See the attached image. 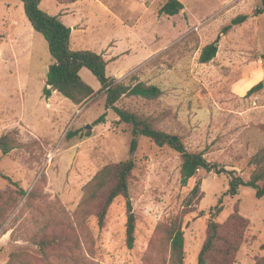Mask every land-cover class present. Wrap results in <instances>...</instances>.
Returning <instances> with one entry per match:
<instances>
[{"label": "rangeland", "instance_id": "1", "mask_svg": "<svg viewBox=\"0 0 264 264\" xmlns=\"http://www.w3.org/2000/svg\"><path fill=\"white\" fill-rule=\"evenodd\" d=\"M165 1L41 0L40 7L74 27L71 49L103 55L107 75L161 89L154 99L123 96L118 107L248 180L264 155V12L254 15L262 0H179L184 8L173 16L159 14ZM239 14L248 17L201 63L202 47ZM0 51L7 71L0 73V136L21 143L6 155L0 150V264H169L166 229L177 216L184 264H197L210 220L219 235L205 264H264V197L249 186L225 194L226 173L200 170L182 184L179 153L144 136L137 137L130 178L133 247L125 242L124 197L114 199L99 226L96 202H82L85 187L105 165L130 157L131 125L105 108L103 92L82 105L57 92L43 95L52 58L21 0H0ZM79 74L94 90L101 87L87 68ZM260 81L262 88L248 93ZM198 179L201 196L187 207ZM42 236L60 244L44 254L32 241Z\"/></svg>", "mask_w": 264, "mask_h": 264}, {"label": "trees", "instance_id": "2", "mask_svg": "<svg viewBox=\"0 0 264 264\" xmlns=\"http://www.w3.org/2000/svg\"><path fill=\"white\" fill-rule=\"evenodd\" d=\"M24 13L31 27L38 32L47 42L48 51L52 58V63L48 66L45 75V86L42 89L43 95L49 97L52 91H57L74 104L82 105L88 101H94L102 92L105 94V108L111 109L118 117L119 122L131 125L132 138L129 145L130 157L126 160L114 164L105 165L91 179L85 187L83 204L89 205L96 202L95 213L97 223L102 226L107 215L108 209L115 198L121 196L126 203V224L125 242L128 248H132L135 241L136 217L132 209L129 198L130 178L136 167L133 154L137 149V137L144 136L149 138L159 147L167 146L179 153L180 156V179L182 184L196 176L200 170L215 172L217 174L226 173L230 176L228 188L225 194L235 195L241 186H249L255 190L258 198L264 197V155L255 158L257 168L252 172L248 180H244L237 175L235 170H227L218 166L217 163L207 160L203 152L189 151L177 134L168 133L154 127L146 118L135 112L118 107L116 102L126 95L140 96L146 99L157 98L161 94V89L153 84L137 81L134 84H124L115 77L108 76L106 73L107 61L101 53L92 50L70 48L71 28L64 24L57 15H50L40 7L41 0H21ZM60 4H70L77 0H56ZM184 6L179 0H166L159 8V14L173 16L183 10ZM264 12V0L262 6L258 7L254 15ZM246 14H239L233 17L228 24L221 28L220 33L214 41L202 47L199 53V61L206 63L210 61L217 52V43L222 34L227 33L234 25L241 24L247 19ZM87 68L100 82L101 87L94 90L80 76L79 71ZM263 81L253 85L248 93L262 88ZM98 122L104 121V114ZM21 145L13 134L6 133L0 136V150L3 155ZM18 187L17 182H12ZM201 181L197 180L190 191L186 200V206H191L192 199L197 200L201 196ZM22 191V190H18ZM221 203V198L218 204ZM217 211L220 206H215ZM1 213V210H0ZM182 217L177 216L166 229L169 246V264H184V232L181 227ZM219 235V224L213 220L208 222L207 237L198 254L197 264H205L206 255L212 250ZM32 241L39 246L42 253L52 245L60 244L57 237L32 238ZM13 253L11 258L16 257ZM11 264V260L7 263Z\"/></svg>", "mask_w": 264, "mask_h": 264}, {"label": "crops", "instance_id": "3", "mask_svg": "<svg viewBox=\"0 0 264 264\" xmlns=\"http://www.w3.org/2000/svg\"><path fill=\"white\" fill-rule=\"evenodd\" d=\"M66 12H62L61 11V13H59V15H66L65 14ZM63 22V21H62ZM69 27L71 28V34H70V37H71V35H72V32H73V29H74V27L72 26V25H69ZM33 29V28H32ZM34 30V29H33ZM75 30V29H74ZM35 31V30H34ZM36 32V31H35ZM36 33H38V32H36ZM39 34V33H38ZM40 35V34H39ZM0 53H1V51H0ZM105 59V58H104ZM6 63V61L4 62V61H2L1 59H0V73H1V71H4L5 73L7 72L6 71V67H4L2 70H1V65H3V64H5ZM109 76V75H108ZM111 77H114V76H116V75H110ZM94 89V88H93ZM54 92H57V91H52V93L51 94H53ZM58 93V92H57Z\"/></svg>", "mask_w": 264, "mask_h": 264}]
</instances>
